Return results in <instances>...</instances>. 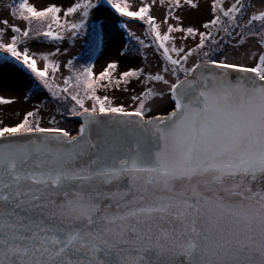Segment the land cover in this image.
<instances>
[{"label": "snow or ice", "instance_id": "obj_1", "mask_svg": "<svg viewBox=\"0 0 264 264\" xmlns=\"http://www.w3.org/2000/svg\"><path fill=\"white\" fill-rule=\"evenodd\" d=\"M106 6L142 22L145 38L129 37L152 50L155 68L117 74L111 60L97 74L62 62L60 47L31 51L89 28L95 44L105 25L90 18ZM206 7L197 27L182 13L200 0L8 5L25 26L0 19V51L80 120L45 124L42 102L0 119V264H264V0Z\"/></svg>", "mask_w": 264, "mask_h": 264}, {"label": "rangeland", "instance_id": "obj_2", "mask_svg": "<svg viewBox=\"0 0 264 264\" xmlns=\"http://www.w3.org/2000/svg\"><path fill=\"white\" fill-rule=\"evenodd\" d=\"M12 2L13 0H0V19L7 18L11 22L24 27L25 22L19 19H13L9 14L8 5ZM30 2L38 8L46 6L48 3L62 4L66 7L70 5L73 0H30ZM130 3L136 5L139 3V0H130ZM200 3L201 8L199 11L185 10L182 13L186 25L192 24L199 27L203 20L209 18L206 0H200ZM106 9L107 10L99 14L98 17L90 18V24L105 25L100 35L99 49L93 60L90 61L91 64L95 65L94 72L98 74L106 66V63L111 60L119 61L117 74L119 71L126 70L129 67H138L142 63H150L152 67L155 68L157 59L154 57L152 50L148 49L145 51L142 46L129 37V33H134L141 39L145 38V29L142 26V22H138L133 18H123L119 13H115L114 10L107 8V6ZM164 11L165 9L157 5L153 9V15L162 18ZM90 30V28L86 29L77 37L73 39L66 38L64 41L58 42L55 45L47 41L33 44L31 51H50L54 47H60L63 54L59 59L62 62H66L68 59L73 60L80 56L82 51L87 48L88 44L86 42ZM188 43L191 44L192 41L189 40ZM142 54L147 55V61L142 60ZM225 54L229 59L239 58L238 53L230 45L226 47ZM223 58L224 57H221V59ZM74 64L77 67L82 65L78 62ZM62 75H67L66 69H62V72L57 74L58 83L61 82ZM130 87H136L137 91H139V86L135 81H133ZM98 94H108L114 97L117 103H125L126 105L131 103L128 99L130 94L123 91L110 90L105 93L103 89H100ZM0 96L13 100L11 104L0 105V119L16 121L19 119L16 113H21L25 109L33 108L37 103L42 102L47 105V107L43 109L45 124L51 115H56L60 125L67 129H72L78 125L76 118L64 117L59 114L67 113L64 112L63 108H59L58 112L57 102L51 98L50 94L47 93V89L43 88V85L33 73L26 70V68L21 66L14 58H11L10 54H5L2 51H0ZM166 102L167 100L165 99L164 101H158L157 104L160 105ZM68 107H70V105H68Z\"/></svg>", "mask_w": 264, "mask_h": 264}, {"label": "trees", "instance_id": "obj_3", "mask_svg": "<svg viewBox=\"0 0 264 264\" xmlns=\"http://www.w3.org/2000/svg\"><path fill=\"white\" fill-rule=\"evenodd\" d=\"M99 40H100V37L94 44L93 40H92V37H91V35L89 33V36H88V39H87V42H86L88 44L87 48L82 51V54L80 56H78L75 59H73V62L74 63L78 62V63H81L82 65L89 64L90 61L93 60L94 56L96 55V52L99 49V46H100V41ZM81 61H83V62H81Z\"/></svg>", "mask_w": 264, "mask_h": 264}, {"label": "water", "instance_id": "obj_4", "mask_svg": "<svg viewBox=\"0 0 264 264\" xmlns=\"http://www.w3.org/2000/svg\"><path fill=\"white\" fill-rule=\"evenodd\" d=\"M63 116L64 117H70V118H76V120L77 121H79L80 120V118H77V117H72L71 115H68V114H63ZM76 128H78V125H77V127Z\"/></svg>", "mask_w": 264, "mask_h": 264}]
</instances>
